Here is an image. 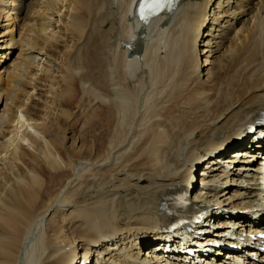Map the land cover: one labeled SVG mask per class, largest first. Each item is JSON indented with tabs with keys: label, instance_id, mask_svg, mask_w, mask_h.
Returning a JSON list of instances; mask_svg holds the SVG:
<instances>
[{
	"label": "bare ground",
	"instance_id": "6f19581e",
	"mask_svg": "<svg viewBox=\"0 0 264 264\" xmlns=\"http://www.w3.org/2000/svg\"><path fill=\"white\" fill-rule=\"evenodd\" d=\"M135 1L0 0V58L20 49L0 61V264H264L198 251L264 226V0H180L152 22L163 55ZM81 113L100 145L68 143ZM180 213L203 220L189 239Z\"/></svg>",
	"mask_w": 264,
	"mask_h": 264
},
{
	"label": "rangeland",
	"instance_id": "374dc122",
	"mask_svg": "<svg viewBox=\"0 0 264 264\" xmlns=\"http://www.w3.org/2000/svg\"><path fill=\"white\" fill-rule=\"evenodd\" d=\"M5 24H7V22L5 21L4 22ZM153 27V28H152ZM150 28H151V31L149 32V36H147V38H146V47H148V46H150V50L151 49H153L154 50V48H155V50H157L156 51V53H158L159 55H163L164 54V51H165V44L163 45V39H162V41H159L160 40V35H159V32H157V30L155 29L154 30V26H153V24H150L149 25V30H150ZM11 27H9V28H7L6 30H4V32H7V31H11ZM154 31H153V30ZM148 30V31H149ZM0 31H3V30H0ZM157 32V34H155ZM13 34H11V35H13V38L15 39V40H17L18 38H19V27L17 26V27H14V29H13V32H12ZM153 33V34H152ZM153 35H155V37L153 36ZM151 36H152V38H154V39H152L151 38ZM149 37H150V39H149ZM5 39L7 40V39H9V36H6L5 37ZM157 39V40H156ZM148 40V41H147ZM152 40V41H151ZM152 42H154L153 44H151ZM158 42H160V43H158ZM150 43V44H149ZM1 45H5V44H3V43H0ZM7 44V43H6ZM161 45V46H160ZM10 46V45H9ZM14 45H11V47H8V48H6V49H1V51H5V50H8V49H10L9 51H10V54L7 56V59L6 58H0V61L1 60H7V61H9V62H11L12 60H14L13 58H16L17 57V55L19 54V45H15L14 47H13ZM17 46V47H16ZM157 46V47H156ZM160 46V47H159ZM199 50H202V47L201 46H198L197 47ZM142 49H144L143 48V46H142ZM163 49V50H162ZM152 50V51H153ZM13 51V52H12ZM151 51V52H152ZM160 52V53H159ZM2 52H0V54H1ZM143 53V50L141 51V54ZM31 56H34V57H36L35 58V63H34V65L33 66H36L37 64H36V62H38L39 61V58H41L42 57V55L40 56V55H37L36 53H32V54H30ZM44 58V57H43ZM201 61H200V63H201V65L203 64V60H204V57H202V55H201ZM43 61V59L40 61V63ZM75 95V96H74ZM72 96V97H71ZM17 98H16V103L18 104L19 103V100L20 99H22V95H17L16 96ZM77 95H76V93L75 92H73V90L70 92V95L68 96V98H72V99H70V102H69V104H70V106H71V102L72 103H74L76 100H77ZM70 106H65V110H67V111H69L70 113H72L73 111H75V109H74V107H73V104H72V106L70 107ZM24 108V107H23ZM22 108V109H23ZM2 109H4V102H2L1 104H0V113H1V111H2ZM24 110V109H23ZM23 112V111H22ZM22 114H24V112L22 113ZM41 114V115H40ZM39 115L40 116H43V114L44 113H40ZM84 114V113H83ZM83 114L81 113V115H76L75 116V120L73 119V121L71 120L70 121V123L68 122L67 123V125L69 126V127H67V129H65V136H66V138H67V141H68V143L69 144H75V145H77L78 143H79V145H83L84 144V146H91V144H95V145H100V142L98 141V138H96L97 137V133H98V130H99V124H98V121L97 120H95V122H94V119H96V118H92L91 119V117H90V119H89V117H84L83 116ZM79 117V118H78ZM258 118H260V116H258ZM258 118H256V119H258ZM84 120V121H83ZM90 121V122H89ZM97 121V122H96ZM86 122V123H85ZM255 122V121H254ZM85 123V124H84ZM97 123V124H96ZM89 124V125H88ZM82 126V127H81ZM82 128V129H81ZM85 128V130H83ZM89 130V131H88ZM85 131H87L86 133H85ZM91 131V132H90ZM84 132V133H83ZM95 132H97V133H95ZM91 133V134H90ZM96 135H95V134ZM246 133H247V131H242V133H241V135L240 136H238L237 138H239V137H241V138H243V137H245V136H247L246 135ZM85 134V136H83ZM88 134V135H87ZM87 135V136H86ZM91 135H92V137H91ZM89 136V137H88ZM96 136V137H95ZM84 137V138H83ZM93 137H95V139H93ZM94 140V141H93ZM93 143H92V142ZM71 142V143H70ZM99 142V143H98ZM201 170H202V167H198L197 169H196V171H195V181L197 180V184H199L200 183V172H201ZM198 174H199V176H198ZM198 186V185H197ZM221 206H224L223 204L221 205ZM221 206H218L219 208H221ZM223 210H227V208L225 207H223ZM225 213H228V211L227 212H225ZM225 228H228V227H225ZM225 228H223V229H220L221 231H223ZM222 233V232H221ZM92 262V261H91ZM90 262V263H91Z\"/></svg>",
	"mask_w": 264,
	"mask_h": 264
},
{
	"label": "water",
	"instance_id": "95a60500",
	"mask_svg": "<svg viewBox=\"0 0 264 264\" xmlns=\"http://www.w3.org/2000/svg\"><path fill=\"white\" fill-rule=\"evenodd\" d=\"M144 30H145L144 27H141L139 32L142 34V33H144Z\"/></svg>",
	"mask_w": 264,
	"mask_h": 264
}]
</instances>
